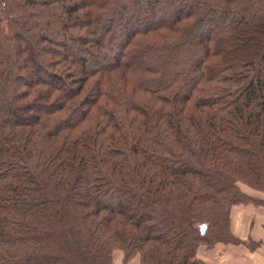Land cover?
Listing matches in <instances>:
<instances>
[{"label":"trees","instance_id":"16d2710c","mask_svg":"<svg viewBox=\"0 0 264 264\" xmlns=\"http://www.w3.org/2000/svg\"><path fill=\"white\" fill-rule=\"evenodd\" d=\"M241 183L264 0H0V264H198Z\"/></svg>","mask_w":264,"mask_h":264},{"label":"rangeland","instance_id":"374dc122","mask_svg":"<svg viewBox=\"0 0 264 264\" xmlns=\"http://www.w3.org/2000/svg\"><path fill=\"white\" fill-rule=\"evenodd\" d=\"M241 189L253 200H242L231 210L230 236L216 241L200 242L196 250L198 264H264V241H255V234L264 235V189L241 183ZM198 223H196L197 227ZM125 252L116 248L112 264H143L139 252L124 262ZM230 259L228 262L227 260Z\"/></svg>","mask_w":264,"mask_h":264},{"label":"crops","instance_id":"0c3cea01","mask_svg":"<svg viewBox=\"0 0 264 264\" xmlns=\"http://www.w3.org/2000/svg\"><path fill=\"white\" fill-rule=\"evenodd\" d=\"M253 240L255 241H264V235H259V234H255V236L253 237ZM230 259L227 260V262L229 261ZM230 264H236L235 262H230Z\"/></svg>","mask_w":264,"mask_h":264},{"label":"water","instance_id":"95a60500","mask_svg":"<svg viewBox=\"0 0 264 264\" xmlns=\"http://www.w3.org/2000/svg\"><path fill=\"white\" fill-rule=\"evenodd\" d=\"M197 227L200 230V232L203 234L206 230L207 225L204 223H198Z\"/></svg>","mask_w":264,"mask_h":264}]
</instances>
